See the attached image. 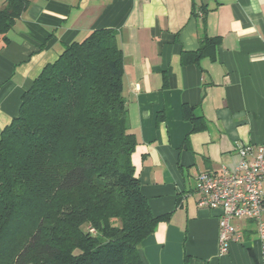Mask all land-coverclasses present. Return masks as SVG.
Segmentation results:
<instances>
[{"label": "crops", "instance_id": "0c3cea01", "mask_svg": "<svg viewBox=\"0 0 264 264\" xmlns=\"http://www.w3.org/2000/svg\"><path fill=\"white\" fill-rule=\"evenodd\" d=\"M112 27L124 57L123 92L143 194L169 214L139 247L149 264H264L255 220L222 252L221 210L199 205L201 172L233 169L239 148L264 145V0H31L0 36V132L23 93L65 45ZM214 51L183 62L204 37ZM204 120L193 130L184 106Z\"/></svg>", "mask_w": 264, "mask_h": 264}, {"label": "trees", "instance_id": "16d2710c", "mask_svg": "<svg viewBox=\"0 0 264 264\" xmlns=\"http://www.w3.org/2000/svg\"><path fill=\"white\" fill-rule=\"evenodd\" d=\"M30 2L0 0L1 37ZM117 37L101 27L67 43L0 132V264H149L139 247L169 214H154L130 158L138 143ZM218 44L206 36L182 60ZM184 113L205 127L192 107Z\"/></svg>", "mask_w": 264, "mask_h": 264}, {"label": "built area", "instance_id": "2783aa9c", "mask_svg": "<svg viewBox=\"0 0 264 264\" xmlns=\"http://www.w3.org/2000/svg\"><path fill=\"white\" fill-rule=\"evenodd\" d=\"M241 160L233 169L204 171L198 176L199 205L221 210L219 246L222 252L238 240L235 218L255 220L264 237V145L239 148Z\"/></svg>", "mask_w": 264, "mask_h": 264}, {"label": "rangeland", "instance_id": "374dc122", "mask_svg": "<svg viewBox=\"0 0 264 264\" xmlns=\"http://www.w3.org/2000/svg\"><path fill=\"white\" fill-rule=\"evenodd\" d=\"M89 229H91L92 231H94V229H92V228H89Z\"/></svg>", "mask_w": 264, "mask_h": 264}]
</instances>
